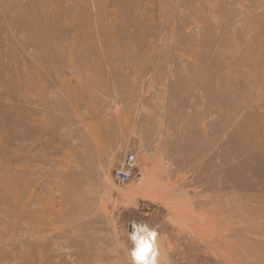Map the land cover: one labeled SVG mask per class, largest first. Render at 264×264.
<instances>
[{
    "label": "rangeland",
    "instance_id": "obj_1",
    "mask_svg": "<svg viewBox=\"0 0 264 264\" xmlns=\"http://www.w3.org/2000/svg\"><path fill=\"white\" fill-rule=\"evenodd\" d=\"M134 220L264 264V0H0V264H129Z\"/></svg>",
    "mask_w": 264,
    "mask_h": 264
},
{
    "label": "clouds",
    "instance_id": "obj_2",
    "mask_svg": "<svg viewBox=\"0 0 264 264\" xmlns=\"http://www.w3.org/2000/svg\"><path fill=\"white\" fill-rule=\"evenodd\" d=\"M127 239L129 264H161L158 228L145 221H132Z\"/></svg>",
    "mask_w": 264,
    "mask_h": 264
},
{
    "label": "built area",
    "instance_id": "obj_3",
    "mask_svg": "<svg viewBox=\"0 0 264 264\" xmlns=\"http://www.w3.org/2000/svg\"><path fill=\"white\" fill-rule=\"evenodd\" d=\"M136 166L135 154H129L123 163L115 170V179L118 183L124 184L133 178Z\"/></svg>",
    "mask_w": 264,
    "mask_h": 264
},
{
    "label": "bare ground",
    "instance_id": "obj_4",
    "mask_svg": "<svg viewBox=\"0 0 264 264\" xmlns=\"http://www.w3.org/2000/svg\"><path fill=\"white\" fill-rule=\"evenodd\" d=\"M117 110H118V109H117ZM93 111H95V109L92 110V113H93ZM94 113H95V115L98 114L100 118L102 117V115L100 116L99 112L97 113V112L95 111ZM94 113H93V115H94ZM81 115H82V114H81ZM83 115H84V114H83ZM81 117H83V116H80V118H81ZM87 117H88V116H87ZM96 117H98V116H96ZM90 118H91V117H90ZM90 118H89V119H90ZM83 119H84V118H83ZM83 119H81V120H82V121L87 120V119H85V120H83ZM55 123H56V121H51V122H49V124H48L47 127L50 128L52 125L54 126ZM89 127H91V126H89ZM89 129H90V128H89ZM91 130H93V129H91ZM106 131H107V130H106ZM109 132H110V131H109ZM74 133H75V134H78V133H76V131H75ZM104 134H105V133H104ZM108 135H109V134H108ZM106 136H107V135H106ZM107 137H108V136H107ZM94 143H97V142H94ZM94 146H95V145H94ZM99 149H100V148H99ZM91 150H92V149H91ZM91 150H90V151H91ZM92 152L94 153L93 150H92ZM89 154H90V153H89ZM119 184H120V183H119ZM124 184H125V183H124Z\"/></svg>",
    "mask_w": 264,
    "mask_h": 264
}]
</instances>
